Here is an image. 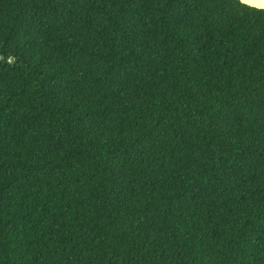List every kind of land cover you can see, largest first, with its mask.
<instances>
[{
	"label": "trees",
	"instance_id": "obj_1",
	"mask_svg": "<svg viewBox=\"0 0 264 264\" xmlns=\"http://www.w3.org/2000/svg\"><path fill=\"white\" fill-rule=\"evenodd\" d=\"M0 264H264V8L0 0Z\"/></svg>",
	"mask_w": 264,
	"mask_h": 264
},
{
	"label": "water",
	"instance_id": "obj_2",
	"mask_svg": "<svg viewBox=\"0 0 264 264\" xmlns=\"http://www.w3.org/2000/svg\"><path fill=\"white\" fill-rule=\"evenodd\" d=\"M241 2L257 8H264V0H240Z\"/></svg>",
	"mask_w": 264,
	"mask_h": 264
}]
</instances>
